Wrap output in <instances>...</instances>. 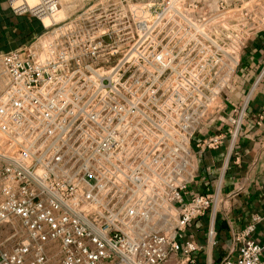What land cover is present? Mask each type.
Segmentation results:
<instances>
[{"label":"built area","instance_id":"obj_1","mask_svg":"<svg viewBox=\"0 0 264 264\" xmlns=\"http://www.w3.org/2000/svg\"><path fill=\"white\" fill-rule=\"evenodd\" d=\"M5 1L43 30L0 53V264H199L185 233L214 200L184 198L201 152L192 139L221 119L206 115L223 110L251 0H229L206 27L204 11L203 27L183 25L170 4L148 19L125 12L140 0H97L58 20L59 0ZM240 117L227 119L234 133ZM263 220L253 215L235 256L215 264H264L250 238Z\"/></svg>","mask_w":264,"mask_h":264},{"label":"crops","instance_id":"obj_2","mask_svg":"<svg viewBox=\"0 0 264 264\" xmlns=\"http://www.w3.org/2000/svg\"><path fill=\"white\" fill-rule=\"evenodd\" d=\"M94 1L59 0V15L68 17ZM42 30L39 20L13 14L6 1L0 0V53L21 49ZM219 102L221 119L204 123L193 136V147L201 152L195 160L193 180L184 192L185 200L194 194L214 200L211 209L185 233L186 240L200 247L199 264L234 257L238 248L235 235L253 215L264 217V26L253 30L242 45L230 87ZM239 113L234 133L235 127L227 119ZM213 136L220 137V142L206 147L204 143ZM250 238L264 245V220Z\"/></svg>","mask_w":264,"mask_h":264},{"label":"rangeland","instance_id":"obj_3","mask_svg":"<svg viewBox=\"0 0 264 264\" xmlns=\"http://www.w3.org/2000/svg\"><path fill=\"white\" fill-rule=\"evenodd\" d=\"M229 0H170V1H162V0H155V1H135V2H124V9L125 12L127 10L130 11H138L141 13L140 17H145L146 19L153 17L154 11H158L166 7L168 4H170V10L182 12L185 18L186 22H183V25L189 24L191 21L199 20L198 17L200 15H204L203 19L206 21L204 26H211L212 21L215 19L209 18L215 13H217L218 9H221V7L225 4H227ZM235 5L239 8L242 6L241 2H236ZM250 8L252 10L251 15V22H252V31L256 30V26L258 28L264 26V0H251ZM204 13L202 14V12ZM61 16L58 14L55 17V20L60 19ZM202 19V18H201ZM196 21V25L202 26V20ZM227 20V17L225 16V21ZM235 22V33L230 35L231 40L234 42V45H238L240 41L242 40V37L244 36L242 34V31L238 30V28L243 26L244 19L242 17H239L238 15L235 16L234 19ZM50 21L48 19H45V24H49ZM203 27V26H202ZM210 35V33H209ZM216 36L218 37L219 44L221 45V48H226L227 43V34L226 33H217ZM190 40L193 39L194 36H189ZM214 104V103H213ZM211 109V106L210 108ZM210 111V110H209ZM221 114H216L209 112L206 115V122L214 119L215 117H220Z\"/></svg>","mask_w":264,"mask_h":264},{"label":"bare ground","instance_id":"obj_4","mask_svg":"<svg viewBox=\"0 0 264 264\" xmlns=\"http://www.w3.org/2000/svg\"><path fill=\"white\" fill-rule=\"evenodd\" d=\"M29 1H33V0H29Z\"/></svg>","mask_w":264,"mask_h":264}]
</instances>
